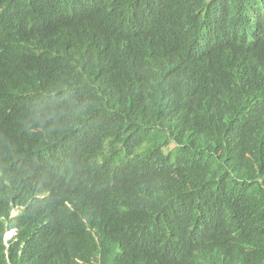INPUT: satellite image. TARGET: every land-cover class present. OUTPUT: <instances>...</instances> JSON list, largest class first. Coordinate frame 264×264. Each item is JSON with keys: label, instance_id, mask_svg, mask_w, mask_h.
I'll return each instance as SVG.
<instances>
[{"label": "trees", "instance_id": "trees-1", "mask_svg": "<svg viewBox=\"0 0 264 264\" xmlns=\"http://www.w3.org/2000/svg\"><path fill=\"white\" fill-rule=\"evenodd\" d=\"M229 1L4 0L23 10L0 16V168L15 152L22 171L0 180V264H148L151 246L264 264V0ZM86 7L104 27L66 14ZM107 141L152 155L124 210L160 208L145 232L93 211ZM80 210L126 244L98 246Z\"/></svg>", "mask_w": 264, "mask_h": 264}, {"label": "clouds", "instance_id": "clouds-1", "mask_svg": "<svg viewBox=\"0 0 264 264\" xmlns=\"http://www.w3.org/2000/svg\"><path fill=\"white\" fill-rule=\"evenodd\" d=\"M174 0H167L169 5L173 4ZM217 7L221 10H238L241 11L240 7L232 1L229 0H213ZM4 0H0V16H10L16 11L23 10L22 8L15 10L11 6L9 11L6 13V9L3 5ZM67 15H94L96 16L99 24L104 27L101 17L96 14L90 8H83L76 13L66 12ZM248 19V18H247ZM250 21V20H249ZM251 22V21H250ZM35 26L36 24H31ZM217 54V53H212ZM225 56V54H223ZM48 97H53L55 94H46ZM75 149V148H74ZM100 157L98 166L101 169V174L99 175L96 191L92 198L97 197L98 205L93 209L96 213L103 214L117 220L123 218H130L139 223L144 232L147 230L150 223L153 221L157 211H143L138 214H125L124 210L131 207L134 203L130 199V195L133 193L135 186H133L130 181V169L133 162L138 157H142L146 154L145 160L137 167L139 172L144 171L145 162L152 155L144 153L141 150L131 149L123 144L104 142L101 144ZM10 160L11 169L7 171L5 168H0V180L5 183H12L17 186L21 184V171L22 162L21 159L16 155L15 152L8 153ZM149 178L148 174L145 172L142 178L138 179L137 182H145ZM18 206H15L11 218L15 219L20 214L25 213L27 210V204L23 197V194L18 190ZM88 224V230L92 234L95 242L98 246L107 247L108 249H115L123 244H126L123 239L114 234L113 230L108 227H89L90 219L92 218V210L84 213L79 211ZM17 234L16 230H12L7 234V240L12 239ZM166 250L159 249L156 247H148L144 253L147 257L148 264H169L166 261L167 253ZM189 253L182 252L181 256L173 263L170 264H213L211 256L198 248L188 249ZM162 260L160 263H151L152 260Z\"/></svg>", "mask_w": 264, "mask_h": 264}]
</instances>
